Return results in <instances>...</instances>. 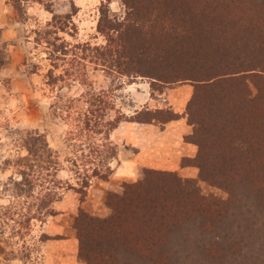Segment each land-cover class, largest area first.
<instances>
[{"label":"rangeland","instance_id":"374dc122","mask_svg":"<svg viewBox=\"0 0 264 264\" xmlns=\"http://www.w3.org/2000/svg\"><path fill=\"white\" fill-rule=\"evenodd\" d=\"M50 2L56 14L71 16L70 28L58 36L76 54L82 53L74 47L124 42L118 62L130 69L90 65L85 81L75 77L50 86L51 71L67 78L70 68L58 62L53 70L52 50L41 42L53 20L45 8ZM237 2L0 0V264H87L90 257L94 264H115L109 257L126 256L135 243H141L140 258L120 264H149L145 260L152 255L167 263L176 250L184 262L185 254L201 249L195 232L183 235L177 228L185 212L206 211L207 222L234 203L264 207V94L249 78L196 89L215 75L209 61L227 63L236 72L230 78L254 74L247 71L252 63L264 67V14L260 7L251 11L258 20L253 28L258 46L249 48L243 45L246 30L229 34L238 21ZM214 9V23L200 25L199 11L207 16ZM105 11L110 20L135 19L139 25L132 27L131 21L129 33L119 38L100 33ZM79 97L93 102L84 104L95 113L92 128L98 117L103 119L102 134L91 142L84 118L70 104ZM118 119L123 122L109 131ZM47 145L52 160L43 153ZM125 183L140 184L133 196L137 218L117 230L107 198L124 199ZM254 212L243 219L262 231L264 218L259 223ZM80 215L102 221L100 230L95 223H81V217L84 226L75 224ZM220 223L215 232L221 237L228 229ZM76 226L82 227L81 235ZM79 238L85 244L82 254ZM219 248L229 252L237 245ZM204 256L210 258L208 252Z\"/></svg>","mask_w":264,"mask_h":264},{"label":"trees","instance_id":"16d2710c","mask_svg":"<svg viewBox=\"0 0 264 264\" xmlns=\"http://www.w3.org/2000/svg\"><path fill=\"white\" fill-rule=\"evenodd\" d=\"M109 1L110 0H108V2ZM229 1L233 4H235L238 1L236 8H234L235 11L238 13V21L233 25L232 30L229 32V34L235 30L236 31L242 29L246 30L244 33L245 39L243 40V45L249 48H257L258 43L257 40H254L255 38L253 35L254 32L253 28L257 27L258 20L254 18V16H252L251 11L256 7H260L261 12L259 14H261L262 17V15L264 14V0H229ZM39 3L42 4L41 2ZM45 8L53 16V20L48 24L45 35H42L41 42L46 44L52 50V52H50V61L53 63L52 64L53 70H58V66H56L55 63L58 64V62H63L70 64V68H68L66 73L67 78L57 77L53 71L49 73L48 83L50 86H52L54 83L57 85L59 81L70 82L74 80L75 77L76 78L81 77L82 79L79 78L80 81L84 80V78L87 77V73L84 72V70L89 68L90 65L95 67L94 68L95 70H106L111 68H114L112 70L115 69L121 70L123 66H125L127 69H130L129 63L123 64L118 62V58L120 57L122 58L124 54L123 55L121 54L122 52L124 53L125 47L127 46V44L124 42H119V44H117L115 41L112 40L107 47H103V48L92 47L89 45L84 46V48L74 47L76 50H80L82 53L80 55L76 54L75 53L76 51L73 49V47L67 42H65V40L60 38V36H58V33L60 32L66 33V31L70 28L71 16L61 17L58 14H56L54 12L52 2L45 5ZM107 13L108 12L105 11L104 13L105 19L100 24L98 31L103 34H107L106 31H109L110 37H112L113 34L114 36H118V38L121 36V34L122 35L128 34L129 32L127 31L129 30V26L127 25L131 21L134 22V24H130V26L137 28V26L139 25V23H137L136 22L137 20L135 19L134 20L128 19V23H119L110 20V18H108L107 16ZM216 16H217V11L215 9L209 12L207 16H205L202 10H200L199 11L200 25H203L204 27V24H207L210 27L214 23ZM63 19L67 20L68 22L63 23L62 21ZM241 22L244 25H240ZM70 55L74 57L72 58L73 60H69ZM143 55L144 52L141 53L140 57L145 58L146 54L144 56ZM132 63L143 64L144 62L140 60L137 61L134 60L132 61ZM145 63H150V61H146ZM208 63L215 75L206 76L205 77L206 80H202V81L206 82L207 84L201 85L202 87L196 86L197 90H200L205 86H206L205 88H215L218 86L219 83L227 84L231 82H236L237 80L243 81L249 78L258 88H260L261 95L264 94V88H262L261 86V81L264 80V67L258 65L254 66V64L252 63L251 66L247 67V71H254V74H251L250 76L243 78L242 77L230 78V76L232 75L235 76L236 72H234V70L230 71V68L228 67L227 63L213 64L216 63L215 61H209ZM123 71L124 74L120 72L118 73L123 74L124 76H128L129 71L127 70H123ZM247 71H244V73ZM77 73H79L80 76H76ZM130 73L132 75H135V77H145V75L139 71L131 70ZM156 80L160 81L159 79ZM215 82L218 83L215 84ZM82 99H83L82 97L75 98V100H71L70 104L78 108L77 113L79 117L84 118L83 121L84 133L91 137L90 138V142H91L92 139L95 138V136L102 134V130H100V128L103 127V123H100V121H102L103 119L101 117H98L96 123L93 124L94 128H92L91 126L92 120L90 119V116L91 115L95 116L94 115L95 113L89 107L85 109L84 104L89 106L92 105L93 102H90L89 104L87 101H84L83 103ZM222 103H224V101H222ZM250 105H253V102H250ZM262 111H264V108L261 110L260 112L261 114L263 113ZM252 119L253 118L249 119V121H251ZM117 121L118 122L115 123L114 125H110L109 131L117 129L118 125L123 122L121 119H118ZM135 122L142 124H150V120L149 122L148 121L147 122L135 121ZM29 151H33V150H29ZM31 153L34 156H38V154L36 155L33 152ZM43 153L48 154L49 158L52 160L54 156V152H52L49 147L45 149ZM34 164H36L35 160H34ZM55 164L57 165L56 162ZM41 170H43V167H41ZM147 174L148 177L154 175V173L152 172ZM95 175L99 176L98 172H96ZM100 179H105V178L101 177ZM124 188L126 189V195L124 196V199H120L118 197V199L120 200L115 202L111 198L109 197L107 198V203L109 202L111 205H114V206L110 205V207L114 209L112 218H114L115 220L112 221L115 222L114 228L115 229L117 228V230H121L124 223L128 225V221L129 223H133L137 218L134 214V210L138 202H136V198H133V196L134 194H137L138 190L141 188L140 184L125 183ZM239 195L243 199L248 197V194H246V192H240ZM257 209L254 207L253 204L250 203H247V206L246 204L238 205L237 203H234L226 208L224 215L219 213V217L216 221L210 219L207 222L204 216L207 213L206 211L200 210L198 215L191 214L190 212H185L184 216H186V219L179 221L177 224V228L179 230L183 229L185 231L183 235L191 231L195 232L198 235L197 241L199 242L201 249L199 251L192 252L190 254H185L184 262L182 258L183 254H181L180 250H176L175 251L176 253L173 254V256H170L167 263H165L166 261L163 262L162 260H159V257H156L155 255L149 256V259L146 258L145 262H149V264H155V263L158 264V262L159 264H264V229H262V231H259L257 228H255L256 226L255 223H253L251 220L246 221V219H243V217L245 216H250L251 212L256 211L254 212V214H257L259 218L255 220L261 223L262 219L264 218V207L261 206L260 209L257 207ZM80 217L81 215L77 218L78 220L77 219L75 220V224H79V226H82L81 223L83 221H85L86 223L87 221L90 223H95L100 230V226L98 224H101L102 221L89 218L88 216L84 215V218L83 216L81 217L82 221L80 223ZM220 221H225L223 225H225V227L228 229L227 230L228 233H225L221 237L219 235L217 236L215 232V229L219 231L222 227ZM82 227L79 228L76 226L78 235H81L80 233ZM248 233L250 234V236H247ZM79 240H80V254H82V251L85 249V244L83 243L81 238H79ZM206 243L210 244L208 248H205ZM223 243L237 245V248L228 250L229 252L220 253V250L222 249H220L219 246ZM139 244L135 243V247L131 248L132 250L130 249L129 251H127L126 256L121 255L119 252L116 254L114 258L113 256H110L109 259H114L115 264H120L122 259L124 258H127L130 261L139 259L141 256V253L138 252V250L140 249ZM178 244L182 246L181 240L179 241ZM207 252L208 255L210 256L209 259H206L208 256H204ZM85 260L87 264H94L91 257Z\"/></svg>","mask_w":264,"mask_h":264},{"label":"crops","instance_id":"0c3cea01","mask_svg":"<svg viewBox=\"0 0 264 264\" xmlns=\"http://www.w3.org/2000/svg\"><path fill=\"white\" fill-rule=\"evenodd\" d=\"M117 130V129H116Z\"/></svg>","mask_w":264,"mask_h":264}]
</instances>
